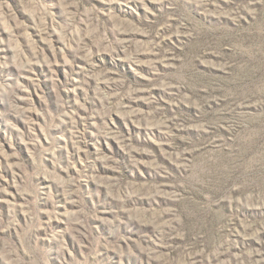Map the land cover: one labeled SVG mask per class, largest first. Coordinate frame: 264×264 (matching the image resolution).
Returning <instances> with one entry per match:
<instances>
[{
	"label": "rangeland",
	"instance_id": "374dc122",
	"mask_svg": "<svg viewBox=\"0 0 264 264\" xmlns=\"http://www.w3.org/2000/svg\"><path fill=\"white\" fill-rule=\"evenodd\" d=\"M0 264H264V0H0Z\"/></svg>",
	"mask_w": 264,
	"mask_h": 264
}]
</instances>
